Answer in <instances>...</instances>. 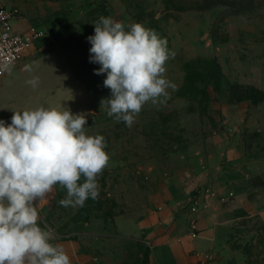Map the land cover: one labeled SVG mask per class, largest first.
<instances>
[{"label": "rangeland", "instance_id": "374dc122", "mask_svg": "<svg viewBox=\"0 0 264 264\" xmlns=\"http://www.w3.org/2000/svg\"><path fill=\"white\" fill-rule=\"evenodd\" d=\"M217 1L199 10L202 0H0L50 36L11 70L9 86L0 79V119L10 124L12 111L37 107L71 110L83 102V92L70 97L76 87H67L82 85L85 113L94 114L87 116L86 133L105 137L110 162L98 177V198L64 208L59 201L66 190L57 186L41 216L56 239L80 241L99 264H151L152 246L124 236L116 219L143 215L151 185L179 167L201 159L223 163L233 146L245 156L242 168L254 175L247 181L253 197L264 190V0ZM100 16L123 22L126 30L141 23L175 52L166 77L176 90L169 89L162 104H146L131 127L100 107L111 92L103 86L106 74L94 73L100 65L89 61L87 40ZM25 65L32 71L16 70ZM33 77L36 88L26 83ZM256 214L239 211L234 221L232 244L241 247L245 264H264V217Z\"/></svg>", "mask_w": 264, "mask_h": 264}, {"label": "clouds", "instance_id": "9594fccd", "mask_svg": "<svg viewBox=\"0 0 264 264\" xmlns=\"http://www.w3.org/2000/svg\"><path fill=\"white\" fill-rule=\"evenodd\" d=\"M94 35L87 37L96 75L106 74L109 98L100 101L109 117L131 127L146 104H162L175 83L166 77V64L175 52L166 38L133 22L126 26L100 16ZM5 64L0 71L11 73ZM31 72V65H25ZM28 83L33 88L39 79ZM11 123L0 119V264H72L51 229L39 226V201L59 186L64 208L83 207L99 196L98 177L110 156L105 137L88 135L87 116L68 108L37 107L12 111Z\"/></svg>", "mask_w": 264, "mask_h": 264}, {"label": "crops", "instance_id": "0c3cea01", "mask_svg": "<svg viewBox=\"0 0 264 264\" xmlns=\"http://www.w3.org/2000/svg\"><path fill=\"white\" fill-rule=\"evenodd\" d=\"M23 16L24 19L15 26V30L20 33L26 32L33 25L29 18L24 14ZM33 49L27 51L24 58ZM24 68L16 70L26 74L28 71ZM13 72L7 71L4 74V87L9 86L4 82ZM70 87H76L70 91V97H74L79 91L83 92V102L70 111L73 114L85 113L89 104L86 91L82 85L70 84L67 88ZM67 102L68 97L63 104ZM240 109L242 113L244 109L236 107V111ZM244 157L238 148L230 146L223 163L201 159L199 162L194 161L192 165L189 163L179 167L174 175L151 185L149 204L143 215L132 217L122 214L117 217L119 231L124 236L133 234L138 240L142 238L152 246L151 264H196L204 253L211 254L212 259L208 264H245L240 250L232 247L235 217L239 211H257L256 215L264 217V190H256L258 196L253 197L255 189L247 181L253 179L254 175L252 171L246 173L242 168ZM205 187H211L220 198L214 199L209 207L203 208L196 215L198 234L194 237L190 227L193 216L187 201ZM56 193L55 188L44 200L39 201V226L42 228L41 216ZM259 209L262 210L258 211ZM52 242L64 246L72 264H99L97 258L83 251L80 241L55 239Z\"/></svg>", "mask_w": 264, "mask_h": 264}, {"label": "built area", "instance_id": "2783aa9c", "mask_svg": "<svg viewBox=\"0 0 264 264\" xmlns=\"http://www.w3.org/2000/svg\"><path fill=\"white\" fill-rule=\"evenodd\" d=\"M23 19L24 16L20 9L0 2V68L8 64L13 69L24 58L27 51L38 43L50 39L46 30L34 25L30 26L26 32H17L15 30L16 23ZM6 72L0 71V79ZM230 196H233V193H230ZM217 198L220 197L211 187H205L196 195L188 198L187 206L193 216L190 227L194 237L198 234L196 215L203 208L209 207L212 201ZM211 259L210 253H204L196 264H208Z\"/></svg>", "mask_w": 264, "mask_h": 264}, {"label": "trees", "instance_id": "16d2710c", "mask_svg": "<svg viewBox=\"0 0 264 264\" xmlns=\"http://www.w3.org/2000/svg\"><path fill=\"white\" fill-rule=\"evenodd\" d=\"M220 2L217 0H202L201 5H198L197 7H195L196 9L199 10H205L208 8H212L214 6H217ZM232 247H234L235 249H240L241 247L235 244H232Z\"/></svg>", "mask_w": 264, "mask_h": 264}]
</instances>
